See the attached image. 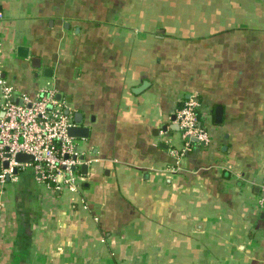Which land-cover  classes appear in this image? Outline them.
<instances>
[{
	"label": "crops",
	"instance_id": "obj_1",
	"mask_svg": "<svg viewBox=\"0 0 264 264\" xmlns=\"http://www.w3.org/2000/svg\"><path fill=\"white\" fill-rule=\"evenodd\" d=\"M0 8L17 101L54 90L89 128L72 137L79 191L29 167L0 183V264H264V0ZM190 96L210 140L177 161L172 117Z\"/></svg>",
	"mask_w": 264,
	"mask_h": 264
},
{
	"label": "built area",
	"instance_id": "obj_2",
	"mask_svg": "<svg viewBox=\"0 0 264 264\" xmlns=\"http://www.w3.org/2000/svg\"><path fill=\"white\" fill-rule=\"evenodd\" d=\"M3 55L0 43V183H6L7 179L16 182L18 169L29 167L40 182L54 183L57 189L79 191L83 174L78 170L88 163L68 134L72 119L60 106L54 90L35 99L23 95L22 101H17L14 86L4 76ZM200 106L201 100L190 96L175 112L174 122L183 141L182 147L171 149L177 161L186 156L194 143L210 140L208 125L205 121L201 123L198 113ZM18 153L30 154L34 160L18 163L15 160ZM6 161L8 167L4 166Z\"/></svg>",
	"mask_w": 264,
	"mask_h": 264
},
{
	"label": "water",
	"instance_id": "obj_3",
	"mask_svg": "<svg viewBox=\"0 0 264 264\" xmlns=\"http://www.w3.org/2000/svg\"><path fill=\"white\" fill-rule=\"evenodd\" d=\"M23 49H26L25 47L20 46L19 50L22 51ZM24 57H28L26 54L24 55ZM144 86H141L139 91L141 89H143ZM137 92V91H136ZM222 116H223V109L222 107H218L216 109V122L221 123L222 122ZM173 120L176 119V115H173ZM82 122V115L79 112L75 113V124L69 128L68 134L70 137H83V138H87L88 137V133H89V128L86 126H81ZM172 128L179 130V126L178 124H176V126H172ZM81 158H84V155H81ZM15 160L18 163H24V162H32L34 160V157L30 154L27 153H18L15 156ZM8 162H4V166L8 167ZM82 171L84 172V174H86L89 171V167L87 164H83L82 166ZM52 186H54V183H51Z\"/></svg>",
	"mask_w": 264,
	"mask_h": 264
},
{
	"label": "trees",
	"instance_id": "obj_4",
	"mask_svg": "<svg viewBox=\"0 0 264 264\" xmlns=\"http://www.w3.org/2000/svg\"><path fill=\"white\" fill-rule=\"evenodd\" d=\"M200 118H201V123H203V124H204V120H203L202 116H200ZM78 171L81 173V171H80V170H78Z\"/></svg>",
	"mask_w": 264,
	"mask_h": 264
}]
</instances>
